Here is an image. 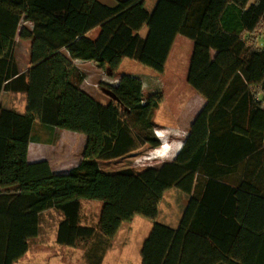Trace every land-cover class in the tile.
Listing matches in <instances>:
<instances>
[{
	"label": "trees",
	"instance_id": "trees-1",
	"mask_svg": "<svg viewBox=\"0 0 264 264\" xmlns=\"http://www.w3.org/2000/svg\"><path fill=\"white\" fill-rule=\"evenodd\" d=\"M145 5L0 0V99L27 96L24 114L0 106V264L28 253L49 210L64 217L57 243L95 242L85 258L102 264L121 227L136 216L156 222L174 188L193 195L180 228L155 223L142 264H264V49L246 39L264 25V0H159L151 13ZM179 36L194 42L187 83L206 101L183 147L158 167L104 173L99 161L161 146L153 131L163 94L146 98L139 78L119 73L130 59L163 75ZM18 40L31 43L24 71ZM76 61L119 79L112 101L82 89ZM37 126L85 135L81 163L65 173L30 163ZM84 200L103 203L96 228L80 225Z\"/></svg>",
	"mask_w": 264,
	"mask_h": 264
},
{
	"label": "rangeland",
	"instance_id": "rangeland-1",
	"mask_svg": "<svg viewBox=\"0 0 264 264\" xmlns=\"http://www.w3.org/2000/svg\"><path fill=\"white\" fill-rule=\"evenodd\" d=\"M98 1L114 6L117 0ZM158 1L146 0V10L151 13ZM99 32V29L95 30L91 37L96 39ZM146 33L147 29H144L142 35L145 36ZM246 39L264 49V25H261L254 34L248 35ZM30 48V42L18 43L16 61L22 70L30 67ZM193 50L194 42L179 36L174 43L163 75L154 73L130 59L124 60L122 64L119 74L139 78L142 81L146 98L151 94H163L164 96V101L154 116L156 127L153 136L157 140H159L157 135L170 142L174 139H184L195 117L206 104V101L187 83ZM75 64L84 75L82 89L85 92L103 105L114 99L110 88L116 86L119 79L111 78L109 73L95 62L76 61ZM8 103L9 99L5 98V104ZM14 107L21 110L24 107L23 99L15 97ZM63 131L43 130L37 126L35 136L41 143L33 145L30 152L32 160L47 161L55 173L69 172L77 167L83 159L87 144L85 135L77 133L68 135ZM160 145L162 147V143ZM173 149L174 147H171L168 155L174 154ZM164 153L160 148L144 146L124 158L99 161L98 164L104 173H115L128 168L158 167L165 161L155 158ZM186 197L176 188L170 190L164 195L160 204L159 219L156 222L136 216L131 222L125 223L111 241V247L107 250L102 264H119L124 261L123 259H125L124 264H141L142 246L152 232L155 223L174 225L179 220ZM102 207L103 203L99 201H82L80 225L96 228ZM63 220V215L58 211L49 210L43 213L40 219V235L30 241L28 253L15 264H89L85 255L95 242L81 244L78 248H67L57 243L58 229ZM124 254L126 258H122Z\"/></svg>",
	"mask_w": 264,
	"mask_h": 264
},
{
	"label": "crops",
	"instance_id": "crops-1",
	"mask_svg": "<svg viewBox=\"0 0 264 264\" xmlns=\"http://www.w3.org/2000/svg\"><path fill=\"white\" fill-rule=\"evenodd\" d=\"M20 42H24V41H20V40H18V43H20ZM22 71H24V70H22ZM15 97H18L19 99H23V108L20 110H18L16 107H14V101H15ZM5 98L6 99H9V103L8 104H5ZM0 106L3 108V109H7V110H15V111H17V112H19V113H21V114H24L25 112H26V110H27V96L25 95V94H23V93H8V92H3L2 93V95H1V99H0ZM64 133H67L68 135L69 134H74L73 132H70V131H66V130H64L63 131ZM185 137H187V136H185ZM185 137H183L184 139H174L173 141H171L170 142V145L172 146V148L174 147V153H176L177 151H178V149H179V147H180V145L182 144V143H184L185 142ZM41 143V141L40 140H38L37 138L35 139V137H34V139H33V141H32V143L30 144V146H29V155H28V160H29V162L30 163H36V162H40V161H42V160H32L31 158H30V152H31V150L33 149L32 148V146L33 145H35V144H40ZM160 157L162 156V154L161 155H159ZM175 189V188H174ZM173 190V189H172ZM179 190V189H178ZM179 191H181V193L183 194V195H185V196H187L186 197V202L184 203V206L182 207L183 208V210H182V212H181V215H180V217H179V220L174 224V225H170V224H168V223H166V225L167 226H169L171 229H173V230H178L179 228H180V225H181V222H182V219H183V217H184V214H185V212H186V210H187V207H188V205H189V203H190V200L192 199V197H193V195H188V194H186V193H184L182 190H179ZM159 219V218H158ZM151 234V233H150ZM150 236V235H149ZM148 239V238H147ZM146 239V240H147ZM145 240V241H146ZM145 243V242H144ZM143 247V246H142ZM141 254H142V249H141ZM122 258H126V254H124L123 255V257ZM141 259H142V255H141ZM124 261H121V262H119V264H124V262H125V259H123ZM129 262H130V260H129ZM128 262V263H129ZM142 262H143V259H142ZM142 262H141V264H142Z\"/></svg>",
	"mask_w": 264,
	"mask_h": 264
},
{
	"label": "clouds",
	"instance_id": "clouds-1",
	"mask_svg": "<svg viewBox=\"0 0 264 264\" xmlns=\"http://www.w3.org/2000/svg\"><path fill=\"white\" fill-rule=\"evenodd\" d=\"M157 137L159 138V140L161 141V143H162V147H159L160 148V150H162L163 151V155L161 156V157H156L155 159H161V160H163V161H170V160H172V158L173 157H175L177 154H178V152L181 150V148L183 147V145H184V143H182L181 145H180V147H179V149H178V151L176 152V153H174L173 155H168L169 154V152L171 151V145H170V141L169 140H163L162 138H160L158 135H157Z\"/></svg>",
	"mask_w": 264,
	"mask_h": 264
}]
</instances>
